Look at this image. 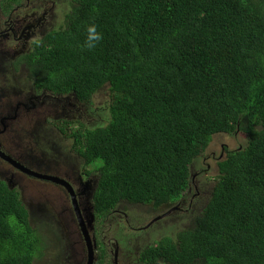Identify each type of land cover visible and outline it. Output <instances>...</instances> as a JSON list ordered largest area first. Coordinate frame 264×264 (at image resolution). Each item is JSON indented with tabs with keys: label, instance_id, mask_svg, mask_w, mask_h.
Returning <instances> with one entry per match:
<instances>
[{
	"label": "trees",
	"instance_id": "obj_1",
	"mask_svg": "<svg viewBox=\"0 0 264 264\" xmlns=\"http://www.w3.org/2000/svg\"><path fill=\"white\" fill-rule=\"evenodd\" d=\"M18 1L3 0V10ZM71 6L63 26L34 42L22 61L40 91L92 105L108 86L107 124L77 121L67 133L61 121L65 126L57 128L98 174L95 218L103 221L120 201L176 203L212 136L242 134L244 146L225 147L192 224L161 237L139 260L264 264V0H72ZM91 24L103 38L88 49ZM38 229L18 192L0 181V264H32L43 241Z\"/></svg>",
	"mask_w": 264,
	"mask_h": 264
},
{
	"label": "flooded vegetation",
	"instance_id": "obj_2",
	"mask_svg": "<svg viewBox=\"0 0 264 264\" xmlns=\"http://www.w3.org/2000/svg\"><path fill=\"white\" fill-rule=\"evenodd\" d=\"M2 1L0 0V153L11 157L39 176L23 172L3 156H0V162L4 164L0 166V176L7 187L10 186L18 192L32 228H35L32 214L38 215L40 222L43 221V232L47 231V220L52 218L59 233L55 236L56 244L52 243V245L58 250L60 264H88V249L77 211H80L82 218L87 222L90 208L93 207L91 200L98 174L95 170L87 168L86 163L84 165V160L74 150L72 142L67 144L69 152L62 148V154L60 148H57V156H54L48 146L49 139L40 132H37V137L33 139L32 134L34 130L40 129V124L47 123L49 107H52L53 111L57 108L66 111L68 118L62 121L81 122L74 118L76 115L81 116L80 111L81 109L85 111V105L89 112L91 105L79 102L68 94H53L46 89L37 90L30 82L28 69L22 61V58L32 50L34 42L44 38L49 30L55 29L53 22L49 23V20L51 15L54 17L53 10L56 9L58 2L57 0H19L10 8L3 10ZM38 109L40 115L33 116ZM51 120L58 122L54 115H51ZM93 122L94 120H89L88 124ZM29 124H32V127L26 129ZM57 131L61 140L67 142L68 139H65L58 129ZM70 153L80 159L79 166L72 161L74 157ZM196 172L195 175H200L202 170ZM188 190H191V186ZM71 191L74 192V198ZM183 197L178 202H183ZM182 202L176 210H186ZM123 203L127 202L120 201L105 218L116 217L119 219L118 224L124 222L119 227L125 234V240L130 241L136 238L135 234L141 229L152 226L156 220L152 224L149 221L145 226L138 228L134 221L141 217L128 214L123 208ZM173 205L167 207L171 208ZM105 218L101 222L97 220L98 224H101L98 231L99 239L96 238V218L90 231L95 247L92 264H157L162 260L159 258L154 262L139 260L142 251L152 244L143 245L135 252L137 254L135 257L130 256L125 246H117L115 249V237L104 240L108 234L104 226ZM38 232L44 236L40 230ZM43 241L40 244L41 249L45 245ZM101 249L105 250L104 256L101 255ZM42 251L47 257L48 249ZM32 264H35V259Z\"/></svg>",
	"mask_w": 264,
	"mask_h": 264
},
{
	"label": "rangeland",
	"instance_id": "obj_3",
	"mask_svg": "<svg viewBox=\"0 0 264 264\" xmlns=\"http://www.w3.org/2000/svg\"><path fill=\"white\" fill-rule=\"evenodd\" d=\"M57 2L58 5L56 9L54 8L53 10L54 17L53 15H51L52 17L50 18L49 23L53 22L54 26L59 28L64 24L65 14L68 13L72 8L71 6L72 0H57ZM109 101H110V94L108 92V86L104 85L101 88V90H99L93 96L91 110L88 112L85 105V111L81 109L80 111L82 113L81 116L76 115V118L74 119L80 120L81 121L80 123L90 128L107 124L109 121V111H108ZM65 109L67 110V108ZM63 111L64 110H62L61 108H57L56 110L53 111V108L49 107V115H47V119H46L47 123L40 124L39 125L40 129L37 130V132L42 133L43 135H45L47 139H49L48 146L51 149V152L54 156H57V152H56L57 148H60L59 149L60 152L62 148L66 152H69L67 144L71 142L70 138H67L63 135V137L65 139H68V141L67 142L62 141L61 138L59 137V132L56 129V128L59 129L60 126L64 125L61 122L64 118H68L66 116L67 115L66 111H64L65 112L64 115H63ZM33 114H34L33 116L40 115V109H38L37 113L35 112ZM51 115L56 116V121L58 122H53L51 120ZM89 120H94V122L92 124H88ZM65 123H68V125L66 126L64 125L67 129V133H69L70 130L75 129L78 125L77 121L74 122L70 121ZM29 127H32V124L27 125L26 129ZM245 144H246V137L242 134L236 133L234 135H224V134L213 135L208 148L205 150V152H203L200 156H198L189 167L190 169L189 187L191 186V190L190 191L187 190L188 194L183 195L184 196L183 205L185 206L186 210H182V211L175 210L173 212L164 215L165 212H168V210L170 209V207H167L166 204L157 207L153 204L130 205L128 203H123V208L124 210L127 211L128 214H134L141 217L140 219L134 221V224L138 228L145 226L149 221H151L150 224H152L154 220H156V222L152 226L146 229H141L139 233L135 234L136 238H132L130 239V241H126L125 234H123L124 232L119 227L123 225L124 222L121 221L120 224H118L119 219L116 217L105 218L104 226L107 228L108 234L104 240H108V238L115 237L116 238L115 249H117V246L119 247L125 246L126 251L130 254V256L135 257V255H137L135 254V252L139 251V249H141L143 245H149V244L153 245L155 244V242H158L159 239L163 236L164 237L174 236L178 230L188 228L192 223V221L194 220L196 214L199 213L202 205L206 203L210 197V191L213 187V183L215 182V177L218 174L217 162L221 157L222 158L224 157L225 147L226 149L231 150L242 147ZM72 153H74V151H72ZM71 155L72 157H74L72 161L79 166L80 159L74 156L73 154ZM85 163L86 162L84 160V165ZM0 166L2 167L4 166V164L0 162ZM199 170H202V173L200 175L199 174L195 175V173H197L196 171ZM0 181H3V179L0 178ZM7 188L9 190H13L10 189L9 186ZM25 197L28 198V195L25 194ZM177 203L178 201L174 203V205H176ZM31 216L33 217V226L35 228L40 227L39 230L44 235L43 243L45 244L42 246V249H40L41 250L40 253L37 254L36 257L34 258L35 264H60L61 258L59 257L58 250H55V248L52 245V243L56 244L55 236L59 235L57 228L54 226V222L52 218L47 220L48 223V226L46 227L47 231L43 232L42 231L44 229L43 221L40 222L38 215L32 214ZM100 225L101 224H98L96 219V224H95L96 235H97L96 238L98 239H99L98 231ZM43 247L48 249L47 252L49 253L47 257L42 251L45 249ZM148 247H146L144 250H146ZM107 254L109 255V253ZM167 263L169 262L162 259L157 264H167Z\"/></svg>",
	"mask_w": 264,
	"mask_h": 264
},
{
	"label": "water",
	"instance_id": "obj_4",
	"mask_svg": "<svg viewBox=\"0 0 264 264\" xmlns=\"http://www.w3.org/2000/svg\"><path fill=\"white\" fill-rule=\"evenodd\" d=\"M36 137H37V131L34 130L33 134H32V138L35 139ZM0 156H3L2 153H0ZM3 157L6 160H8L11 164L15 165L18 169L22 170L23 172L30 173V174H33L35 176H39L35 172L30 171L26 166H22V164H20L19 162L15 161L11 157H9V156H3ZM0 178H1V176H0ZM9 188L13 189L10 186H9ZM71 194H72V197L74 198V192L73 191H71ZM181 202H178L176 205H173V207H171L168 210V212H166L164 215H166V214H168L170 212H173L174 210L179 208L178 206H179V204H181ZM182 204H183V202H182ZM75 208L77 209L76 205H75ZM77 217L82 223V225H80V226L82 228V231H83V234H84V237H85V241H86V247L88 249V256H89L88 264H92V262H93V260L95 258V247L93 246L92 236H91V233H90L91 228L93 227V222H94V218H95L93 207L90 208V217H89V219H87V222H85V220L82 218V214L80 213V211H77Z\"/></svg>",
	"mask_w": 264,
	"mask_h": 264
},
{
	"label": "clouds",
	"instance_id": "obj_5",
	"mask_svg": "<svg viewBox=\"0 0 264 264\" xmlns=\"http://www.w3.org/2000/svg\"><path fill=\"white\" fill-rule=\"evenodd\" d=\"M86 40L84 46L88 49H93L97 44L102 40V34L97 31V28L94 24L88 25L86 28Z\"/></svg>",
	"mask_w": 264,
	"mask_h": 264
},
{
	"label": "bare ground",
	"instance_id": "obj_6",
	"mask_svg": "<svg viewBox=\"0 0 264 264\" xmlns=\"http://www.w3.org/2000/svg\"><path fill=\"white\" fill-rule=\"evenodd\" d=\"M210 194H211V193H210ZM191 224H192V223H191ZM191 224H190V225H191Z\"/></svg>",
	"mask_w": 264,
	"mask_h": 264
}]
</instances>
